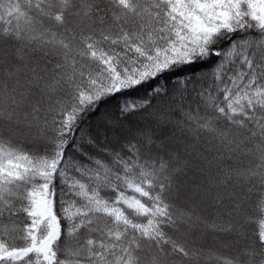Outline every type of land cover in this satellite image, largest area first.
<instances>
[{"label": "snow or ice", "instance_id": "6c2138e0", "mask_svg": "<svg viewBox=\"0 0 264 264\" xmlns=\"http://www.w3.org/2000/svg\"><path fill=\"white\" fill-rule=\"evenodd\" d=\"M0 264H264V0H0Z\"/></svg>", "mask_w": 264, "mask_h": 264}, {"label": "trees", "instance_id": "16d2710c", "mask_svg": "<svg viewBox=\"0 0 264 264\" xmlns=\"http://www.w3.org/2000/svg\"><path fill=\"white\" fill-rule=\"evenodd\" d=\"M191 70H195V71H199L200 70V66H195V68L194 69H190V70H185L186 72H188V71H191ZM93 119H95V118H93ZM258 225H256V224H253V225H251L250 227H257Z\"/></svg>", "mask_w": 264, "mask_h": 264}]
</instances>
